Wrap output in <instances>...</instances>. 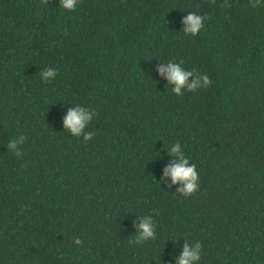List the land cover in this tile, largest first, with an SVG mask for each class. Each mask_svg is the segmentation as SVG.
I'll list each match as a JSON object with an SVG mask.
<instances>
[{
    "label": "trees",
    "instance_id": "16d2710c",
    "mask_svg": "<svg viewBox=\"0 0 264 264\" xmlns=\"http://www.w3.org/2000/svg\"><path fill=\"white\" fill-rule=\"evenodd\" d=\"M168 60L209 86L176 96ZM75 105L95 110L87 142L63 128ZM176 142L188 196L163 182ZM197 240L200 264H264V0H0V264H175Z\"/></svg>",
    "mask_w": 264,
    "mask_h": 264
},
{
    "label": "clouds",
    "instance_id": "9594fccd",
    "mask_svg": "<svg viewBox=\"0 0 264 264\" xmlns=\"http://www.w3.org/2000/svg\"><path fill=\"white\" fill-rule=\"evenodd\" d=\"M80 3V0H59V7L62 10L72 11ZM207 17L194 12H188L182 18V32L184 36L195 37L205 28ZM183 61L168 60L159 65L156 71L159 75L166 78L167 84L172 85L171 92L176 96H182L185 91L193 92L197 89L207 88L210 84L209 77L206 74H198L193 70H187L183 66ZM57 75L55 69L46 68L40 71V77L43 81L51 82ZM192 77V80H189ZM95 114L94 109H89L83 105H75L67 110L63 117V128L70 131L71 136L80 138L87 142L94 133L86 132V127L92 122ZM24 136L20 135L10 138L7 142V149L16 156H20L19 146L24 141ZM171 160L164 168V180L170 178L173 184H178L175 192L183 196L194 193L199 188V174L195 164L190 162V158L185 154L179 142L171 147H166ZM140 222L136 225L138 234L135 237V243L140 244L144 241L156 239V224L151 215L139 218ZM76 245L81 243L79 238L74 240ZM202 256V243L195 241L189 243L185 241L181 254L176 258L175 264H200Z\"/></svg>",
    "mask_w": 264,
    "mask_h": 264
}]
</instances>
